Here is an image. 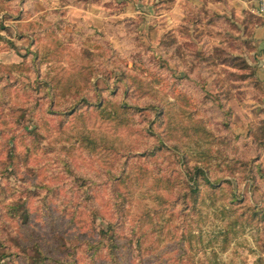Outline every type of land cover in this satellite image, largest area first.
<instances>
[{
    "label": "rangeland",
    "instance_id": "rangeland-1",
    "mask_svg": "<svg viewBox=\"0 0 264 264\" xmlns=\"http://www.w3.org/2000/svg\"><path fill=\"white\" fill-rule=\"evenodd\" d=\"M222 5L0 0V264H115L111 230L120 264H264V85Z\"/></svg>",
    "mask_w": 264,
    "mask_h": 264
},
{
    "label": "crops",
    "instance_id": "crops-1",
    "mask_svg": "<svg viewBox=\"0 0 264 264\" xmlns=\"http://www.w3.org/2000/svg\"><path fill=\"white\" fill-rule=\"evenodd\" d=\"M220 2L223 3L235 17L246 16V18L242 20L243 25L247 30L251 29V31H249L250 40L254 46L248 57V62H250L249 65H251L254 78L264 85V21L251 13V9L255 6L256 0H220ZM210 5L215 8L219 4L215 3ZM217 7L220 8V6ZM222 9L223 8L220 10L223 11ZM250 15H252L255 20L253 25L249 24ZM260 102L264 105V96Z\"/></svg>",
    "mask_w": 264,
    "mask_h": 264
},
{
    "label": "trees",
    "instance_id": "trees-1",
    "mask_svg": "<svg viewBox=\"0 0 264 264\" xmlns=\"http://www.w3.org/2000/svg\"><path fill=\"white\" fill-rule=\"evenodd\" d=\"M0 38H2V37H0ZM124 108H128L127 104L124 105ZM263 148H264V146H263ZM110 232H112L110 234V237H107L109 244L106 245L105 248L108 247V249H109L108 255L112 257V259L114 260V263L120 264V260H118L119 255H120V253L118 252V248H119L118 238H117L116 234L113 232V230H111ZM102 235H104V237H105V235L107 236V233L103 232ZM0 263H1V259H0Z\"/></svg>",
    "mask_w": 264,
    "mask_h": 264
},
{
    "label": "built area",
    "instance_id": "built-area-1",
    "mask_svg": "<svg viewBox=\"0 0 264 264\" xmlns=\"http://www.w3.org/2000/svg\"><path fill=\"white\" fill-rule=\"evenodd\" d=\"M251 13L264 21V0H256V4L251 9Z\"/></svg>",
    "mask_w": 264,
    "mask_h": 264
}]
</instances>
